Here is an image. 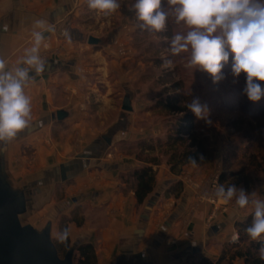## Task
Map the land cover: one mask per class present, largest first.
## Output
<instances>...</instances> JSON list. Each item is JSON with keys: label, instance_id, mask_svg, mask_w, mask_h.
<instances>
[{"label": "crops", "instance_id": "1", "mask_svg": "<svg viewBox=\"0 0 264 264\" xmlns=\"http://www.w3.org/2000/svg\"><path fill=\"white\" fill-rule=\"evenodd\" d=\"M86 10H90L87 0H0V57L9 66H14L31 46L35 20L42 19L55 26L54 32L45 33L46 40L40 49L47 62L46 69L25 89L32 101L30 124L0 151L2 165L7 172H17V164L25 162L29 154L25 151L30 149L37 169L42 172L52 168L50 172H58L57 185L63 184L67 172L99 177L97 181L88 180L81 194L70 199L68 214L56 215L50 221L52 237L61 240L64 229L70 240L73 234L80 236L73 245L91 243L99 264H184L198 253L217 262L224 246L232 244L231 238L237 233L235 224L244 221L250 209H240L234 199L226 203L217 198L211 186L212 172H194L186 166L179 176L169 172L171 178L163 182L161 170L158 171L161 167H156V188L139 206L134 192L122 180L132 168V161H112L110 156L99 158L105 151L99 140L66 161L67 153L77 147L69 141L71 138L61 142L54 139V130L65 121L71 124L70 131H78L77 144L90 139V136L85 139L90 133L88 122L80 115L84 108L80 104L84 97L80 91L86 78L79 70L84 61L79 62L74 56L86 49L84 35L92 24ZM65 30L70 33L71 42L62 35ZM98 54L99 50H95V55ZM64 103L68 106H62ZM110 109L109 104L105 112ZM58 111L67 112L68 118L58 122L55 117ZM96 161L102 162L100 169L95 168ZM179 181L184 183V189L176 199L168 190ZM261 183L255 191H245L246 194L256 192L264 197V180ZM45 185L46 180H41L29 187L33 190ZM75 189L72 186L64 193H73ZM67 215L68 220L64 217ZM233 264L244 262L236 259Z\"/></svg>", "mask_w": 264, "mask_h": 264}, {"label": "rangeland", "instance_id": "2", "mask_svg": "<svg viewBox=\"0 0 264 264\" xmlns=\"http://www.w3.org/2000/svg\"><path fill=\"white\" fill-rule=\"evenodd\" d=\"M119 2L121 8L108 17L102 13L97 14L95 10H86L90 12L88 16L91 17L90 23H92L90 29H87V34L99 36L104 43L98 49L88 47L86 34L84 35L86 49L74 54L79 62L84 61L79 70L86 78L80 91L84 97L83 101L81 102L80 99L79 102L84 107L80 115L86 123L88 122L87 130L90 132L85 139L89 136L90 139L88 138L87 143L77 144L78 131H70L71 124H67L69 121L53 129L54 139L61 142L71 138L69 141L77 147L67 153L65 160L74 158L77 152L90 145L93 146L92 143L99 140L105 150L99 158L107 159L110 156L112 161L114 159H122L124 162L132 161V168L127 172L144 166V163L136 160L139 150L135 144L151 138L166 140L171 128L169 117L162 111H152V106L162 95L166 86L180 81L190 101L193 98H199L202 104L208 106L209 119L212 122L207 124L204 120L197 119L196 130L200 137L206 138L213 161L208 162L204 167L195 166L194 169L190 166L189 168L194 172H212V187L221 172L242 170L251 174L264 172V139L260 133L261 129L264 131V124L262 121L260 124L263 125L258 128L259 125L242 112L243 106L247 103L257 102L249 101L246 95L242 94L245 86L244 73H241L240 77L234 81L231 73L232 56L230 55L228 64L222 69L225 78L214 84L208 74L185 67L186 53L180 56L171 54L169 40L173 33L186 31L183 25L170 21L163 32L152 34L146 30L142 31L136 26L138 22L135 20L134 12L129 10L135 0H119ZM95 50H99L98 55H95ZM166 59L173 61L171 67H164ZM259 83L264 85V82ZM126 97L131 99L132 113L122 111V103ZM261 100H264V97ZM109 104L111 109L105 112ZM62 106L68 105L64 103ZM73 115L75 116L76 113ZM235 122L239 124L236 125ZM54 125H56L55 121ZM61 134H63L62 137H60ZM25 152L29 153L25 156V162L19 163V166L17 164L15 169L17 172H8L9 178L13 187L18 190L46 180L45 186L33 190L30 187L27 188V192L33 198L32 209L22 218L25 225H31L42 231L51 220L56 218V215L68 214L72 204L70 199L81 194L83 191L81 188L88 180L97 181L99 177H83L80 176L82 172H67L69 174L66 173L63 184L57 185L58 172H50L52 168L41 172L34 165V155L30 154L31 150L27 149ZM148 158L159 159L161 168L158 171L161 170L160 174L163 175L161 180L163 182L169 180L168 152L159 149L154 154L146 153L141 156L142 161ZM96 163L95 168L100 169L102 162L96 161ZM183 171L184 169L182 173ZM259 178L261 177L258 174L254 175V179L259 181ZM78 184H81L80 187ZM261 185L262 183L259 186ZM58 186L61 187V191L60 188L57 189ZM72 186H76L73 193H64ZM257 188L256 185L252 191ZM213 189L216 191L215 188ZM64 217L69 219L68 215ZM92 218L94 220L96 217ZM75 235L73 234L74 238H71V246L75 241H79L80 236ZM52 239L58 241L55 236ZM231 242L238 244L239 240L233 243L231 238ZM64 256V254L61 255L62 258ZM191 264H197V262L192 261Z\"/></svg>", "mask_w": 264, "mask_h": 264}, {"label": "clouds", "instance_id": "3", "mask_svg": "<svg viewBox=\"0 0 264 264\" xmlns=\"http://www.w3.org/2000/svg\"><path fill=\"white\" fill-rule=\"evenodd\" d=\"M87 6L105 17L121 8L119 0H87ZM129 10L134 12L136 26L152 34L165 31L170 21L183 25L186 31L173 33L169 45L173 56L187 54L186 68L208 74L216 84L225 78L222 69L231 55L234 81L245 74L242 94L252 102L264 97V85L259 83L264 82V0H135ZM54 31V25L35 20L32 44L16 64L9 66L0 57V151L30 124L32 101L25 89L45 71L47 62L40 49L45 33ZM62 35L71 42L67 30ZM172 64V60L164 61V67ZM185 107L198 120L212 123L210 109L199 98H193ZM188 159L193 167L197 165L194 158ZM215 196L226 203L234 199L240 209H250L252 220L244 231L250 241L260 245L258 258L264 261V197L256 192L248 195L232 184H219ZM238 238V233L233 234V242Z\"/></svg>", "mask_w": 264, "mask_h": 264}, {"label": "trees", "instance_id": "4", "mask_svg": "<svg viewBox=\"0 0 264 264\" xmlns=\"http://www.w3.org/2000/svg\"><path fill=\"white\" fill-rule=\"evenodd\" d=\"M190 102L189 96L183 86L178 81L169 86H166L160 97L157 98L152 111L158 110L164 112L171 123V128L166 136V140L160 139H147L136 143L139 152L136 154V160L144 163L145 165L133 169L125 177L124 183L129 190L135 194L137 204L143 205L147 198L154 192L156 188V167L160 166L158 158H148L144 161L141 160L143 154H154L159 149L168 152L167 166L173 175H181L182 170L186 166H192L188 157L196 160L198 167H204L208 162L213 161L212 152L207 145V140L200 137L196 130L197 118L185 105ZM256 110V111H255ZM255 111V112H254ZM242 112L246 117H251L260 128L264 124V100L257 103H247L242 108ZM263 121V124H260ZM239 124V122H235ZM261 137L264 139V131L260 130ZM203 157V159H201ZM255 158V156H253ZM264 163V158H263ZM227 167V166H225ZM258 174L261 181L264 179V172H221L218 178V185L227 187L229 184L236 187H243L245 191H252L256 185L260 184V180L254 179V175ZM122 178V180H124ZM258 182V183H257ZM260 182V183H259ZM182 182H176L168 190V193L178 197L183 192ZM251 214L242 222H237L235 228L239 234L238 244H227L224 246L222 254L217 262L203 256H190L186 264H191L196 261L197 264H223L229 262L233 264L236 259H240L244 264H264L258 258V249L260 245L252 242L247 237L244 229L251 223ZM66 233V235H64ZM63 239L54 241L59 254L66 255L70 250L71 240L64 229L62 232ZM76 261V263H75ZM75 264H99L95 252V248L91 243H82L77 247L74 256Z\"/></svg>", "mask_w": 264, "mask_h": 264}, {"label": "water", "instance_id": "5", "mask_svg": "<svg viewBox=\"0 0 264 264\" xmlns=\"http://www.w3.org/2000/svg\"><path fill=\"white\" fill-rule=\"evenodd\" d=\"M89 46L99 48L104 41L89 36ZM122 111L133 112L131 99L126 97L122 103ZM69 114L58 111L56 119L62 122ZM65 175V172H63ZM23 190L15 189L9 173L3 165L0 170V264H75L74 256L77 246L73 245L62 258L52 239V224L39 231L22 221L32 209V196Z\"/></svg>", "mask_w": 264, "mask_h": 264}, {"label": "built area", "instance_id": "6", "mask_svg": "<svg viewBox=\"0 0 264 264\" xmlns=\"http://www.w3.org/2000/svg\"><path fill=\"white\" fill-rule=\"evenodd\" d=\"M218 178H219V177H217V178L215 179V182H214V183H215V185H214V188H215V189H216L217 186H218ZM238 240H239V238H238L236 241H238ZM232 241H233V240H232ZM236 241H235V242H236ZM235 242H233V243H235Z\"/></svg>", "mask_w": 264, "mask_h": 264}, {"label": "flooded vegetation", "instance_id": "7", "mask_svg": "<svg viewBox=\"0 0 264 264\" xmlns=\"http://www.w3.org/2000/svg\"><path fill=\"white\" fill-rule=\"evenodd\" d=\"M0 165H1V166H0V170H1V168H2V166H3L2 163H1V161H0Z\"/></svg>", "mask_w": 264, "mask_h": 264}]
</instances>
